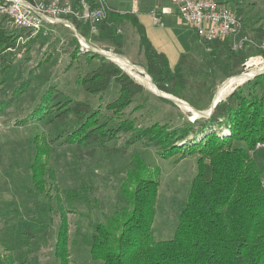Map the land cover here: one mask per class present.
I'll use <instances>...</instances> for the list:
<instances>
[{
  "label": "rangeland",
  "instance_id": "obj_1",
  "mask_svg": "<svg viewBox=\"0 0 264 264\" xmlns=\"http://www.w3.org/2000/svg\"><path fill=\"white\" fill-rule=\"evenodd\" d=\"M104 1L109 5L107 0ZM109 1H113L111 4L114 6L129 8L135 0ZM136 1L140 3V11L145 13L149 8L157 9L158 0ZM162 2L176 9L173 0ZM228 6L241 17V35L249 39L241 48L234 50L228 38L235 54L233 61L239 59L236 70L231 74H228L225 55L197 37L192 27L179 15L162 18V29L171 30L173 36H178L180 45L187 49L174 64L167 57L171 68L176 67L181 59L180 73L184 81L181 97L161 90L154 83L152 75L146 70L140 38L129 23L125 27L107 26L106 30L91 39L83 36L89 46H84L74 31L62 23H45L49 28L47 32H27L12 40L11 46L2 52L6 55L8 68L6 77L2 78L4 82H0V101L12 97L8 104L0 108L2 254L8 252L15 264H57L54 244L59 224L58 205L65 201L63 191L67 189L71 194L67 211H76L68 218L79 221V225L90 233V224L94 225L111 214L117 204L124 203L119 188L134 159L144 163L149 174L159 181L152 222L155 237L172 236L196 173V156L184 157L182 151L176 150L162 157L156 152L155 144L149 143L151 134L142 138L134 135L157 124L179 126L184 120L198 118L167 97L207 111L214 94L228 79H238L239 74L249 76L258 69L246 70L244 62L257 54L262 56L259 51L264 50V37L258 39L252 32L264 23V0H230ZM238 7H242L240 14L236 12ZM4 22L11 26L6 20ZM94 50L122 56L141 69V72H136L109 59L131 81L142 87L139 91L136 88L118 112L106 110L107 104L119 94L118 82L112 80L102 93H89L81 86L82 78L100 62L96 56L100 53ZM138 73H145L163 97L142 82ZM245 80L242 79L243 82ZM243 82L233 84L220 100ZM77 100L85 101L94 111L100 112L94 127L106 124L109 129L97 140L92 138L94 133L89 130L90 133L79 142H70L72 134L76 136V141L80 139L77 135L80 133V121L70 112L72 102ZM121 122L122 129H119ZM223 133H228V130ZM261 149L257 159L264 167V148ZM35 150L42 155L39 167L42 177L34 181L31 164ZM39 168H36L37 174ZM78 195L84 198L73 203ZM70 241H73L70 243V264H92L87 238L75 236L71 231Z\"/></svg>",
  "mask_w": 264,
  "mask_h": 264
},
{
  "label": "trees",
  "instance_id": "obj_2",
  "mask_svg": "<svg viewBox=\"0 0 264 264\" xmlns=\"http://www.w3.org/2000/svg\"><path fill=\"white\" fill-rule=\"evenodd\" d=\"M217 1L230 4V0ZM241 9L238 7L236 12ZM117 15L111 14L114 25H119L125 18L135 28L144 48L146 70L157 87L179 96L184 82L180 73L181 59L171 68L166 54L153 47L134 15ZM4 21L5 17L0 15V82H4L2 78L6 77L8 68L6 55L2 52L16 37L28 32L8 26ZM69 21L86 39L95 37L88 33L85 24L74 19ZM104 22L99 25V30H106ZM252 32L254 37L262 39L264 23ZM206 44H212L211 48L219 49V53L225 55L228 74L236 70L239 59L233 61L235 54L228 38ZM259 53L264 57V50ZM96 56L100 62L82 78L81 86L89 93H102L112 80L118 82L119 94L106 106V110L118 112L136 88L139 91L142 87L131 81L115 63L100 54ZM11 98L1 100L0 108ZM72 103L70 112L80 121V133H77L80 139L76 141L72 134L70 142H79L89 130L94 133L92 138L97 140L109 130L106 124L94 127L99 111H94L85 101ZM119 124L118 128L122 129V122ZM225 129L228 133H223ZM148 134L152 136L149 143L155 144L156 152L162 157L176 150L182 151L184 157L196 156V173L172 236L155 237L152 222L159 181L149 174L144 163L134 159L119 188L124 203L117 204L111 214L94 225L90 224V233L79 225V221L68 218L76 211H67L71 194L67 189L63 191L65 201L58 205L59 224L54 244L56 263L70 264L72 231L75 236L87 238L92 264H264V167L257 159L262 149L255 146L264 141V72L237 85L216 103L210 117L184 120L179 126L157 124L137 131L134 136L142 138ZM41 161V153L35 150L31 164L34 181L42 177ZM36 168H39V174ZM80 198L84 197L78 195L73 203ZM0 264L15 263L8 252H0Z\"/></svg>",
  "mask_w": 264,
  "mask_h": 264
},
{
  "label": "built area",
  "instance_id": "obj_3",
  "mask_svg": "<svg viewBox=\"0 0 264 264\" xmlns=\"http://www.w3.org/2000/svg\"><path fill=\"white\" fill-rule=\"evenodd\" d=\"M179 15L195 31L205 43L229 38L232 49L242 47L249 39L241 35L243 21L227 4L217 0H173ZM104 0H0V15L5 17L12 27L25 29L31 34L48 31L45 23L57 24L64 22L74 24V19L85 24L88 33L93 36L99 32V25L108 14ZM168 8L161 11L150 10L152 22L163 25L162 15ZM69 27V26H68ZM75 27V26H74ZM264 47V42H263ZM256 59V61L254 60ZM1 65V61H0ZM259 65V66H258ZM264 66V59L257 54L244 62V68L257 69ZM256 148H264V141L256 143ZM264 185V182L262 183Z\"/></svg>",
  "mask_w": 264,
  "mask_h": 264
},
{
  "label": "crops",
  "instance_id": "obj_4",
  "mask_svg": "<svg viewBox=\"0 0 264 264\" xmlns=\"http://www.w3.org/2000/svg\"><path fill=\"white\" fill-rule=\"evenodd\" d=\"M107 1H108L107 3H109V5L107 4L109 6L108 10L109 11L111 10V11L110 12L108 11L106 18L104 19L105 20V22H104L105 27L108 26V28H109V26L110 27L116 26L112 22L113 20L111 19V14L124 15V13H130L131 15H134L135 18L138 21H140V23L143 25L144 30L146 32V35L148 36L149 40L151 41V44L153 45V47L158 51L164 52L166 54V56L168 57V60L170 63L174 64L177 61V58L179 57V55L182 52L187 51V49L184 46L180 45L181 43L177 40L178 36H173L170 32L171 30L166 31V30L162 29L164 26V23H163V25H157V24H154L152 22V19L149 15V11L152 10L151 8L147 9L146 13H145L143 11H140V8H139L140 3H138V1H136V0L134 1V3H132L130 5L129 8H125L122 6H114L111 4V3H113V1H109V0H107ZM156 5H157V9H156L157 11H161V9H163V8L169 9L168 12H166L162 15V18L165 16L173 18V16H175L177 14L176 6H175L176 9H173L171 6L164 4L162 2V0H158ZM126 23H129L131 25V27H133L131 22L125 18L121 19V23L119 25L122 27H125ZM118 28L116 30L119 31ZM100 32H102V30H99V33ZM99 33H98V35H99ZM172 37H174L175 40Z\"/></svg>",
  "mask_w": 264,
  "mask_h": 264
},
{
  "label": "bare ground",
  "instance_id": "obj_5",
  "mask_svg": "<svg viewBox=\"0 0 264 264\" xmlns=\"http://www.w3.org/2000/svg\"><path fill=\"white\" fill-rule=\"evenodd\" d=\"M84 44V43H83ZM84 46H87L86 44H84ZM104 52V51H103ZM108 56H110L112 59H114L115 61H117V63H122L123 65L127 66L129 69L132 68V70H135L136 72L137 71H140L141 69L138 68V67H135V66H131V64L124 58L120 57V56H117V55H114V54H111L109 52H105ZM264 67V66H262ZM127 70V69H126ZM141 72V71H140ZM254 73V72H253ZM138 76H139V79L144 82L151 90H153L154 92L156 93H159L158 92V89L151 83V80L150 78L145 74V73H142V74H139L138 73ZM248 75H245V74H241V75H238L236 79V77H233V78H230L226 81V83H224L222 86H220L219 90H218V93H217V98H221L224 94H226L229 90V88L233 85V84H236L240 81H242V79L244 80ZM138 81V80H137ZM232 88V87H231ZM180 106L182 108H184L185 110L187 111H190L194 114V112L192 111V109L189 107V105L185 104L184 102H179Z\"/></svg>",
  "mask_w": 264,
  "mask_h": 264
},
{
  "label": "water",
  "instance_id": "obj_6",
  "mask_svg": "<svg viewBox=\"0 0 264 264\" xmlns=\"http://www.w3.org/2000/svg\"><path fill=\"white\" fill-rule=\"evenodd\" d=\"M61 23H62V24H65L64 22H61ZM68 26L72 29V31H74V33L76 34V36L78 37L79 41H80L82 44L84 43V44H86L87 46H89L88 43L86 42L85 38H84L80 33L77 32L76 28H75L72 24L68 23ZM94 51L100 53V54H101L102 56H104L105 58L110 59V60L113 61V59H112L110 56H108L106 53H104V52H102V51H97V50H94ZM120 57H122V56H120ZM122 58H123V57H122ZM124 59H125V58H124ZM131 66H133V65L131 64ZM262 72H264V67H262L260 70H258V71H256V72H254L253 74H250V75L247 76L245 79L247 80V79H249V78H253V77L256 76L257 74L262 73ZM239 75H241V74H239ZM241 82H243V81H241ZM151 83L153 84L152 80H151ZM235 87H236V86H235ZM235 87H233V89H234ZM217 93H218V91H216V93L214 94V96H213V98H212V101H211V104H210V107H209V109H208L207 111H201V110H199V109H196V108L192 107L191 105L187 104L186 102H184V101H182V100H179V99L170 98V97H167V99L173 101L174 103H176V104L179 105V106H180L179 102H184L185 104L189 105V107H190V108L192 109V111L194 112L195 116H197V117H206V118H208V117L211 116L212 111H213V108H214V106L216 105V103L220 101V98H217ZM158 95H160V96L163 97V95L160 94V93H158ZM164 97H165V96H164Z\"/></svg>",
  "mask_w": 264,
  "mask_h": 264
}]
</instances>
